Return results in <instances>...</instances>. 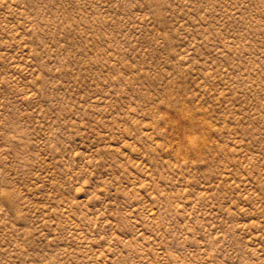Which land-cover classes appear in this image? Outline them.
<instances>
[{"label":"rangeland","instance_id":"rangeland-1","mask_svg":"<svg viewBox=\"0 0 264 264\" xmlns=\"http://www.w3.org/2000/svg\"><path fill=\"white\" fill-rule=\"evenodd\" d=\"M0 264H264V0H0Z\"/></svg>","mask_w":264,"mask_h":264}]
</instances>
